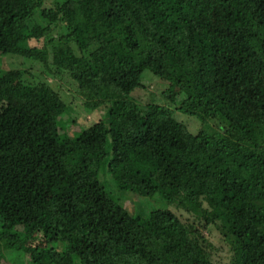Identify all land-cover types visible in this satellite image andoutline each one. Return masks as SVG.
Returning <instances> with one entry per match:
<instances>
[{"label": "trees", "instance_id": "16d2710c", "mask_svg": "<svg viewBox=\"0 0 264 264\" xmlns=\"http://www.w3.org/2000/svg\"><path fill=\"white\" fill-rule=\"evenodd\" d=\"M0 264H264V0H0Z\"/></svg>", "mask_w": 264, "mask_h": 264}, {"label": "rangeland", "instance_id": "374dc122", "mask_svg": "<svg viewBox=\"0 0 264 264\" xmlns=\"http://www.w3.org/2000/svg\"><path fill=\"white\" fill-rule=\"evenodd\" d=\"M149 73V72H148ZM152 92V89L150 90V92H148L147 90H145V91H143V92H140L139 94H138V96H140V97H142V99L143 100H145V101H149V99H148V96H149V94ZM82 113V115H80V117L77 119V122L80 124V125H83L84 124V126L85 125H88V124H94V123H92L93 122V120H91L90 118H91V116H88L87 114H86V111L84 110V112H81ZM101 115L102 114H99L98 113V115H97V118L99 119L100 117H101ZM183 117H188V116H183ZM188 119V118H187ZM86 121V122H85ZM188 126L189 127H191V124L190 123H188ZM110 188V187H109ZM126 198H128V199H133V194H126ZM147 206L149 207V209L151 210V209H159V208H166V207H168V204H167V202L166 201H164L163 199H161V198H157V197H155L153 200H152V204H147ZM147 206H139V207H137V210H141L144 214L147 212L146 211V209H147ZM146 215V214H145ZM205 233H206V231H205ZM207 234V233H206Z\"/></svg>", "mask_w": 264, "mask_h": 264}]
</instances>
